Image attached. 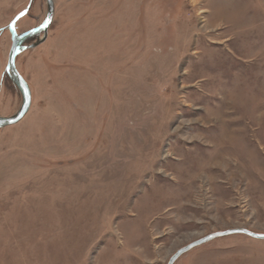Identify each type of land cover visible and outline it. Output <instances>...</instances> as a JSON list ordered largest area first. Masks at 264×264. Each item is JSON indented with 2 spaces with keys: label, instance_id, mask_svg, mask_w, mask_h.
<instances>
[{
  "label": "rangeland",
  "instance_id": "obj_1",
  "mask_svg": "<svg viewBox=\"0 0 264 264\" xmlns=\"http://www.w3.org/2000/svg\"><path fill=\"white\" fill-rule=\"evenodd\" d=\"M0 116L21 96L5 71ZM34 0L15 24L45 19ZM15 57L29 110L0 128V264H166L209 233H264V0H53ZM174 264H264L216 237Z\"/></svg>",
  "mask_w": 264,
  "mask_h": 264
},
{
  "label": "water",
  "instance_id": "obj_2",
  "mask_svg": "<svg viewBox=\"0 0 264 264\" xmlns=\"http://www.w3.org/2000/svg\"><path fill=\"white\" fill-rule=\"evenodd\" d=\"M34 0H29L25 8L19 12L8 24L7 28L10 33V39H11V46L10 50L8 52V57H7V63L5 67L6 73L10 76L13 84L16 86L18 89L20 96H21V105L17 112L9 117H2L0 116V128L9 126L12 124L17 123L19 120H21L24 115L27 113L30 107L31 103V92L29 89V86L25 79L22 77V75L17 71L16 66H15V57L18 53L21 51L35 47L38 45L40 42H42L43 38L41 40H38L37 42L29 45H22V43L39 34L42 33L45 37L47 33V29L51 23L52 17H53V0H45L46 1V15L44 21L37 27L31 28L21 34H18L15 30V24L16 22L25 16L32 3ZM230 234H245L247 236H250L255 239H264V233H258L251 231L246 228H230L222 231H216L209 233L205 236H202L200 238H197L188 244L178 248L168 259L166 264H174V262L185 252L191 250L192 248L199 246L207 241H210L216 237L220 236H225V235H230Z\"/></svg>",
  "mask_w": 264,
  "mask_h": 264
},
{
  "label": "trees",
  "instance_id": "obj_3",
  "mask_svg": "<svg viewBox=\"0 0 264 264\" xmlns=\"http://www.w3.org/2000/svg\"><path fill=\"white\" fill-rule=\"evenodd\" d=\"M8 75V74H7Z\"/></svg>",
  "mask_w": 264,
  "mask_h": 264
}]
</instances>
